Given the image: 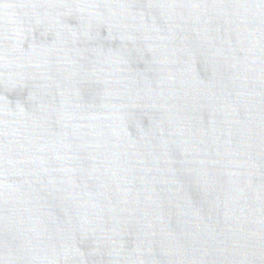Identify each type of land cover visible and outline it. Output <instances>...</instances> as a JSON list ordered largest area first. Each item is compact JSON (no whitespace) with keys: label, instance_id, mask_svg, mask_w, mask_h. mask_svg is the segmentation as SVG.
<instances>
[{"label":"water","instance_id":"1","mask_svg":"<svg viewBox=\"0 0 264 264\" xmlns=\"http://www.w3.org/2000/svg\"><path fill=\"white\" fill-rule=\"evenodd\" d=\"M0 264H264V0H0Z\"/></svg>","mask_w":264,"mask_h":264}]
</instances>
